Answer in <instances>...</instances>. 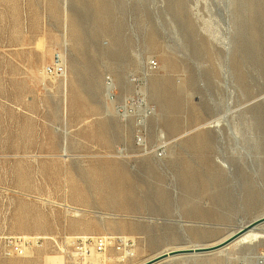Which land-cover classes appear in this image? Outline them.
Returning <instances> with one entry per match:
<instances>
[{"label": "rangeland", "instance_id": "1", "mask_svg": "<svg viewBox=\"0 0 264 264\" xmlns=\"http://www.w3.org/2000/svg\"><path fill=\"white\" fill-rule=\"evenodd\" d=\"M263 214L264 0H0V264H64L71 238L107 234L141 264Z\"/></svg>", "mask_w": 264, "mask_h": 264}, {"label": "built area", "instance_id": "2", "mask_svg": "<svg viewBox=\"0 0 264 264\" xmlns=\"http://www.w3.org/2000/svg\"><path fill=\"white\" fill-rule=\"evenodd\" d=\"M158 66L155 59L149 60L148 67L153 70ZM47 76L55 79L66 77V62L58 57L53 63L45 66ZM112 81L108 78V82ZM112 90L111 97L115 95ZM39 239V238H37ZM35 238L15 236L10 238V245L15 246L19 254H24L27 247H31ZM138 241L136 238L126 235H99V236H77L72 242L71 250L66 251L64 264H92L93 257L103 258L102 264L115 259L112 264H129L137 256ZM251 264H264V252L252 257Z\"/></svg>", "mask_w": 264, "mask_h": 264}, {"label": "water", "instance_id": "3", "mask_svg": "<svg viewBox=\"0 0 264 264\" xmlns=\"http://www.w3.org/2000/svg\"><path fill=\"white\" fill-rule=\"evenodd\" d=\"M264 224V215L253 219L252 221H250L246 228H240L235 234H233L232 236L228 237L225 240H221L213 245H208V246H195V247H191V248H177V249H172L170 251L167 252H162L158 255H156L155 257L151 258L150 260H147L141 264H158L161 263L162 261H164L165 259H167L168 257H173L176 255H180V254H198V255H205L211 252H214L218 249H221L225 246H227L228 244H230L232 241H234L237 237H239L243 232L246 231V229H254L256 227H258L259 225Z\"/></svg>", "mask_w": 264, "mask_h": 264}, {"label": "bare ground", "instance_id": "4", "mask_svg": "<svg viewBox=\"0 0 264 264\" xmlns=\"http://www.w3.org/2000/svg\"><path fill=\"white\" fill-rule=\"evenodd\" d=\"M104 6V5H103ZM73 27H75V26H73ZM112 84L110 83V85L108 86V88H109V95H110V97H111V92H112V86H111ZM126 113V112H125ZM124 113V114H125ZM222 118V117H221ZM224 120V119H223ZM219 122L218 123H220L221 122V120H218ZM225 123H226V121H224ZM223 123V122H222ZM216 124V123H215ZM238 133V132H237ZM221 134V133H220ZM232 134V133H231ZM234 136V135H233ZM236 140H238L237 138H236ZM162 148L163 147H160V149L159 150H162ZM165 150V149H164ZM164 153H165V151H164ZM264 215V214H263ZM248 224V223H247ZM247 224H245V225H242L240 228H243V227H245L246 228V226H247ZM240 228H238L236 231H234V232H232L231 234H228L229 236L228 237H230V236H232L233 234H235ZM226 237V236H225ZM228 237H226L225 239H227ZM73 239H74V237L73 238H71L70 239V241L68 242V243H70V242H73ZM224 239V240H225ZM262 239H264V224H262V225H259L258 227H256V228H254V229H246V231L245 232H243L239 237H237L234 241H232L231 243H233V242H235V241H237V242H240L241 244H250V243H253V242H257V241H260V240H262ZM230 243V244H231ZM215 244V243H214ZM230 244H228V245H230ZM212 245V244H211ZM227 245V246H228ZM238 245V244H237ZM195 246H208V245H201V244H196V245H190V246H188V247H181V248H191V247H195ZM227 246H225V247H227ZM224 248V247H223ZM173 249H177V248H173ZM222 249V248H221ZM170 250H172V249H168V250H164L163 252H167V251H170ZM219 250V249H218ZM217 251V250H216ZM161 253H162V251H161ZM160 254V253H159ZM210 254V253H209ZM213 254V253H212ZM181 255H195V254H180V255H176V256H173V257H168L167 259H165L164 261H162V262H165V261H167V260H169V259H173V258H175V257H178V256H181ZM196 255H198V254H196ZM205 255H207V254H205ZM181 257H183V256H181ZM185 257V256H184ZM193 257V256H192ZM94 258H96V257H93V259H92V264L94 263ZM99 258V262H100V264L103 262V258H101V257H98ZM161 262V263H162ZM159 264V263H158Z\"/></svg>", "mask_w": 264, "mask_h": 264}]
</instances>
